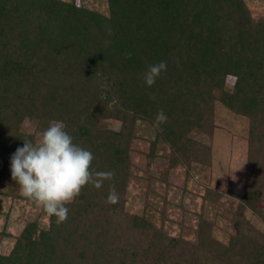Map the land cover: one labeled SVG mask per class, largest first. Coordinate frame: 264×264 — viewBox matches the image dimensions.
Listing matches in <instances>:
<instances>
[{
    "label": "trees",
    "instance_id": "trees-1",
    "mask_svg": "<svg viewBox=\"0 0 264 264\" xmlns=\"http://www.w3.org/2000/svg\"><path fill=\"white\" fill-rule=\"evenodd\" d=\"M106 1L108 14L76 0H0V194L31 201L1 190L11 156L25 139L34 142L28 123L42 133L62 121L92 152L91 171L115 173L100 189L82 188L65 222H27L0 264H264V230L245 216L264 209V16L253 17L244 0ZM162 61L167 70L146 86L147 67ZM217 102L249 121L244 189L229 210L234 232L226 244L212 233L224 195L212 187L193 240L165 227L168 172L183 167L188 182L196 165L210 164L209 146L193 134L212 135ZM160 109L167 122L157 128ZM102 119L120 128H100ZM145 132L146 166L167 161L156 221L147 200L153 177L139 173L130 155L131 141ZM132 180L144 185L134 213L126 204ZM113 187L115 205L106 203Z\"/></svg>",
    "mask_w": 264,
    "mask_h": 264
},
{
    "label": "rangeland",
    "instance_id": "rangeland-1",
    "mask_svg": "<svg viewBox=\"0 0 264 264\" xmlns=\"http://www.w3.org/2000/svg\"><path fill=\"white\" fill-rule=\"evenodd\" d=\"M244 1L253 17L264 16V0ZM76 3L100 13L108 14L106 0H76ZM227 85L229 84L227 83ZM214 114L215 126L212 135H206L204 132L199 133L198 131L193 134L201 143L209 146L210 164L205 166L196 165L188 182L183 167H177L168 172L170 186L166 191L168 220L165 227L171 235L179 234L186 239L193 240L198 219L197 214L202 207V195L206 187H212L224 192L218 203L219 212L222 211L223 214L213 218L212 233L214 239L226 244L230 235L234 232V225L229 219L231 218L229 210L232 211L237 207L244 189L248 160L249 121L244 116L232 113L219 102L215 105ZM99 126L104 129L118 130L120 123L113 119H102ZM24 129L28 133H33L35 143L39 142L41 132L34 129L33 123L26 124ZM143 135L145 138L136 137L131 141L130 155L136 164L135 166L140 169L139 173L148 170L149 175L153 177L151 180L153 191L147 200L149 204H153L155 210L152 211L155 214L154 220L156 221V218L159 219L158 211L163 206V196L166 188L164 183L158 180V177L167 166V161L161 157H156L150 167L146 166L144 156L148 149L147 140L149 138H147L146 132ZM10 160L8 161L5 183L2 184L1 190L5 191L10 187L21 194L19 185L11 178ZM185 184L187 191L182 192ZM143 188L144 185L141 182L132 180L129 183L126 203L129 212H139L142 208L144 204L142 198ZM209 215H211V212ZM245 216L257 228L264 230V219H261L264 217V209L258 210V215L247 210ZM35 219L38 220L41 228L47 227L48 215L42 207L33 201L17 197H5L0 194V231L3 229L5 231V235L0 239V254H7L24 225Z\"/></svg>",
    "mask_w": 264,
    "mask_h": 264
},
{
    "label": "clouds",
    "instance_id": "clouds-1",
    "mask_svg": "<svg viewBox=\"0 0 264 264\" xmlns=\"http://www.w3.org/2000/svg\"><path fill=\"white\" fill-rule=\"evenodd\" d=\"M132 53H125L130 59ZM166 62L149 65L143 74L144 83L151 87L163 71ZM167 122V115L160 109L155 116L154 126ZM62 121H51L41 133L38 143L24 140L11 156V178L19 185L23 197L42 207L44 212L56 217L57 225L65 222L69 209L67 204L74 201L82 188L91 185L100 189L105 181L114 178L113 171H91L94 156L91 151L76 145L65 130ZM119 194L113 187L106 203L115 205Z\"/></svg>",
    "mask_w": 264,
    "mask_h": 264
}]
</instances>
